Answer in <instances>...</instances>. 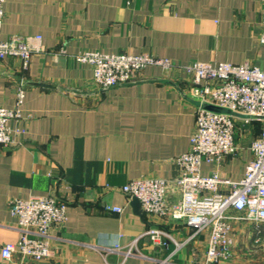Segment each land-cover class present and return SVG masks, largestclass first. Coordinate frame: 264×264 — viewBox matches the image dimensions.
<instances>
[{
    "label": "crops",
    "instance_id": "1",
    "mask_svg": "<svg viewBox=\"0 0 264 264\" xmlns=\"http://www.w3.org/2000/svg\"><path fill=\"white\" fill-rule=\"evenodd\" d=\"M2 39L41 35L42 51L26 66L0 58V106L15 108L25 89L22 117L9 121L16 143L0 146V264H202L207 235L180 251L154 247L140 235L156 224L179 241L193 234L183 221H150L135 213L122 187L145 176L173 179L176 157L189 149L197 102L191 78L178 69L148 66L134 83L101 88L86 51L149 54L180 65L250 62L264 68V0H5ZM19 131V132H18ZM251 136L221 167L234 180L252 157ZM214 166L205 163L208 174ZM54 194L67 219L52 229V253L36 261L4 258L2 247L21 237L13 198ZM169 198H179L172 186ZM107 204L124 207L121 213ZM155 222V223H154ZM234 224L233 259L264 263V225ZM140 237L125 258L109 247Z\"/></svg>",
    "mask_w": 264,
    "mask_h": 264
},
{
    "label": "built area",
    "instance_id": "2",
    "mask_svg": "<svg viewBox=\"0 0 264 264\" xmlns=\"http://www.w3.org/2000/svg\"><path fill=\"white\" fill-rule=\"evenodd\" d=\"M4 1L0 0V32L5 18ZM262 26L260 40L264 43V9ZM41 40V35L10 39L0 36V58L18 57L27 66L33 54L42 51ZM77 58L92 66L94 80L103 89L134 83L138 73L148 66L178 69L191 78V96L197 102L195 130L190 137L189 149L175 159L178 174L173 179L157 176L135 178L128 181L122 190L130 199H139L150 221H183L193 229V234L179 241L165 228L154 224L140 235L147 237L154 247L164 248L172 241L176 245L175 253L195 241L198 235L206 234L208 239L202 264L230 261L235 244L234 224L248 222L258 234L264 225V119L217 113L205 109L203 104L211 103L244 115L264 116V68L250 62L196 61L180 65L169 58L149 54L101 51H86ZM17 93L15 108L0 106V146L9 147L16 143L8 123L22 117L24 87L20 86ZM255 121L261 122L258 134L254 133ZM247 136H251L249 148L252 157L247 162L244 176L239 180L224 176L221 167L225 159L239 152L240 143ZM205 163L214 166L208 174L203 172ZM172 186L179 191L175 202L169 198ZM105 209L121 213L124 207L107 204ZM10 211L18 217L22 233L17 242L3 245V257L11 259L17 253L36 261L49 257L52 253V229L63 225L67 219V202L52 194L16 197L10 202ZM140 237L108 250L122 252L126 258L137 249Z\"/></svg>",
    "mask_w": 264,
    "mask_h": 264
},
{
    "label": "water",
    "instance_id": "3",
    "mask_svg": "<svg viewBox=\"0 0 264 264\" xmlns=\"http://www.w3.org/2000/svg\"><path fill=\"white\" fill-rule=\"evenodd\" d=\"M203 107L207 110L213 111V112H217V113H226V114H230L233 116H237V117H242V118H247V119H252V120H261L264 119V116H257V115H244V114H240L237 113L231 109L222 107V106H218V105H214L211 103H204ZM54 195V194H53ZM131 205L135 211L136 214L142 216L144 215V211L143 208L141 206V203L139 201V199L137 197H133L131 199Z\"/></svg>",
    "mask_w": 264,
    "mask_h": 264
},
{
    "label": "trees",
    "instance_id": "4",
    "mask_svg": "<svg viewBox=\"0 0 264 264\" xmlns=\"http://www.w3.org/2000/svg\"><path fill=\"white\" fill-rule=\"evenodd\" d=\"M254 125H255L254 133L255 134L260 133V131H261V122L255 121L254 122Z\"/></svg>",
    "mask_w": 264,
    "mask_h": 264
},
{
    "label": "rangeland",
    "instance_id": "5",
    "mask_svg": "<svg viewBox=\"0 0 264 264\" xmlns=\"http://www.w3.org/2000/svg\"><path fill=\"white\" fill-rule=\"evenodd\" d=\"M191 92V91H190ZM233 259V258H232ZM231 261V260H230ZM252 260L251 259H249L246 263H248V264H252ZM264 264V263H263Z\"/></svg>",
    "mask_w": 264,
    "mask_h": 264
}]
</instances>
